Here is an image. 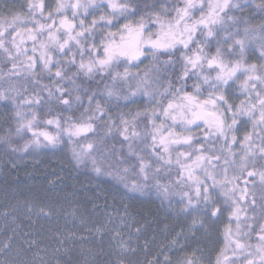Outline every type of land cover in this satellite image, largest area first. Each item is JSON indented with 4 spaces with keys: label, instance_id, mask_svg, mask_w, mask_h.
Here are the masks:
<instances>
[{
    "label": "snow or ice",
    "instance_id": "snow-or-ice-1",
    "mask_svg": "<svg viewBox=\"0 0 264 264\" xmlns=\"http://www.w3.org/2000/svg\"><path fill=\"white\" fill-rule=\"evenodd\" d=\"M0 4L4 5L0 8V65H10L6 75L34 84L45 76L52 80L51 86L46 84L32 95L26 94L27 88L20 90L11 86V80L5 81L10 86L0 90V102L14 113V134L27 131L33 139L23 148L14 146L11 134L0 141L16 152L31 146L55 148L66 136L74 146L75 165L96 177H107L128 200L154 192L162 203L171 204L172 195H179L180 214L196 213L193 233L203 229L211 234L228 213L214 260L205 261L199 250L187 253L181 233L173 245H180L185 255L173 262L162 249L146 264H162L160 256L165 257L163 264H264V225H258L257 232L256 221L249 223L246 215L248 184L258 180L264 186V0H55L54 4L27 0L19 8L7 0ZM248 8L261 21L254 27L248 18L235 15ZM227 21L235 32L218 40L213 52L211 41L225 30ZM257 41L258 62L249 63L247 53ZM145 61L151 67L134 73ZM181 64L183 70L175 82L163 76L168 66ZM193 77L196 80L189 90ZM85 81L94 82L96 89ZM237 81L241 82L233 92L240 93L235 97L238 104L228 95ZM45 91L49 111L55 100L65 106L59 111L70 113L63 121L46 120L55 133L34 130L38 117L33 108L41 106ZM85 95L87 106L82 102ZM121 100L124 104L117 107H143L108 115L113 101ZM77 106L83 108L79 117L73 112ZM201 211L204 215H199ZM27 212L31 215L34 207ZM124 214L129 216L127 207ZM38 215L49 216L50 211L40 208ZM80 220L86 227L87 218ZM96 232L101 240L105 232L111 235L117 264H129L124 257L137 252L130 243L131 232L125 239L122 229H107L104 224L97 225ZM75 237V233L58 236L54 253L35 240L26 241V248L0 264H78L73 259ZM11 241L9 237L8 242H0V253L8 256ZM61 249L68 259L62 258ZM83 264L94 261L85 258Z\"/></svg>",
    "mask_w": 264,
    "mask_h": 264
},
{
    "label": "rangeland",
    "instance_id": "rangeland-1",
    "mask_svg": "<svg viewBox=\"0 0 264 264\" xmlns=\"http://www.w3.org/2000/svg\"><path fill=\"white\" fill-rule=\"evenodd\" d=\"M147 2L152 3V0H147ZM7 3H14L15 7L19 8L21 5H26L27 0H7ZM46 3L54 4L55 0H46ZM3 7L4 5L0 4V8ZM141 7H143V3ZM235 15L237 17L248 18L249 24L253 27L261 22L258 19H254L256 14L251 8L236 12ZM90 19L91 17H89ZM230 24L231 21H227L224 26L225 30H221L220 35L211 41L213 52L218 40L227 36L229 31L235 32L234 28H229ZM241 27H243V24ZM231 42L229 41V43ZM223 47L227 51V45H223ZM258 56L259 43L257 41L253 42L249 48L247 53L248 62H258ZM149 67H151L149 61H145L144 64L140 65L139 69H133V72L142 73ZM8 68H10V65ZM8 68L0 65V75L3 76L0 79V90L10 86L8 83H5L7 80L12 81V87L19 88L20 90L27 88V95L34 94V90H38L46 84L52 85V80L48 76H45L39 84H34L31 81L25 83L23 77H8L6 75ZM182 70V64L175 68L168 66L163 76L171 78L175 82L177 75ZM154 71L155 69H153ZM195 80V77L189 80V90H191ZM240 82L237 81L231 89H228L230 100L237 104L240 101L235 97L239 96L240 93H234L233 90L239 86ZM63 83L71 87L69 81H64ZM85 84H90L92 90L96 89L94 82L85 81ZM100 88L102 89L103 85H100ZM42 95L44 99L41 102V106H34L33 108V111L37 112L38 117V124L34 130H49L55 133L56 128L47 125L46 120L60 118L63 121L70 113L68 111H59V109L65 106L57 104L55 100L51 101L53 108L49 111L47 104H45L47 100L46 91ZM205 95H207L206 92ZM82 102L87 106V95L83 96ZM117 103L122 106L124 101H113V104L110 105L112 110L108 115L117 116L121 112L127 113L130 109L143 107V104H130L128 107H117ZM93 106L95 105L93 104ZM82 111L83 108H78V106L73 108L76 117H79ZM0 115V137L11 134L14 146L20 148H23L29 140L33 139L32 134L27 131L19 136L14 134L16 128L14 113L11 107H3V102H0ZM28 115H31V112ZM247 127L249 130L251 129L250 124ZM243 135L244 130L241 128L239 136L242 138ZM41 140H43V137H41ZM112 143L109 140L108 147H111ZM73 147L72 144L67 143L66 136L64 137V142L58 144L55 148L51 146L40 148L31 146L28 151L16 152H13L11 148L0 141V151L5 155L6 159L17 165L21 170L33 168L30 165V159H48L47 156H54L56 154L57 157L66 161L71 171L76 174L74 177L78 178L69 182L66 180L62 183L52 181L48 185H40V183L37 186L35 185L31 191L12 198H10V195H5L8 193L5 190L0 192V242H8L9 237H12V250L8 256H14L18 249L27 247L26 241L32 240L37 241L41 247H47L50 253H54L55 249L59 247L56 239L58 236L63 237L75 233L73 259L78 264H83L85 258L89 261H94V264H117L119 257L116 254V249L111 246V235L105 232L104 239L101 240L99 238L101 234L96 232L97 225L104 224L107 226V229H122L125 239H128L129 232H131L132 239L130 243L137 249V252L135 256L129 253L128 256L124 257L129 264H146L148 260L154 259L162 249L166 250L167 254L175 262L179 257L186 254L179 251L180 245H173L174 238L181 233H183L180 237L181 244L185 246L187 253L190 254L193 250H199L203 253L205 261L209 258L215 259V252L222 246V233L228 220L227 212L221 217L220 222H218L211 234L206 233L203 229L193 233L191 231L193 227L192 220L196 213L187 216L180 214L179 210L182 208V205L179 203V195H172L171 204L168 201L162 203L161 199L154 192L140 196L135 200H128L126 196L121 195L117 191L116 185L107 177H96L95 174L89 172L87 169L76 166L72 160ZM115 147L117 150H120L119 144H116ZM212 147V143L209 142L208 148L211 149ZM216 148L219 149V146L217 145ZM239 148L240 145L237 144V153L239 152ZM123 150L127 151L126 144ZM221 175H223L222 171ZM229 175H231V171ZM163 182L168 183V180L165 179ZM240 184L243 187V181H240ZM253 201H255V204H253ZM247 204L246 215L248 222L251 223L252 220H255L256 225L254 227H256L258 232V225H264V186H261L258 180L255 185L252 183L248 184ZM29 206L34 207V212L31 215L27 212ZM125 207L128 208V217H125L124 214ZM40 208L50 211V215H38ZM199 215H204L203 211ZM82 216L87 218L86 227L81 223L80 217ZM109 216L111 220H109ZM242 219H244L243 215ZM137 228L140 229L139 232H137ZM232 228L233 230L236 229L235 220L232 222ZM81 238H84L83 243L81 242ZM252 239H256L255 234H253ZM80 253H84L85 255L82 256ZM0 255L3 254L0 253ZM60 255L63 259H68V257L63 256V249H61ZM159 259L163 264L165 257L160 256Z\"/></svg>",
    "mask_w": 264,
    "mask_h": 264
},
{
    "label": "trees",
    "instance_id": "trees-1",
    "mask_svg": "<svg viewBox=\"0 0 264 264\" xmlns=\"http://www.w3.org/2000/svg\"><path fill=\"white\" fill-rule=\"evenodd\" d=\"M1 120V115H0ZM51 157V158H50ZM48 159L29 160L32 169H23L17 167L14 163L6 159L0 151V192L6 191V196L15 197L32 190L36 185H48L52 181L65 182L66 180H76L77 177L71 171L69 165L64 159L56 156H47ZM12 256L0 255V260L7 261Z\"/></svg>",
    "mask_w": 264,
    "mask_h": 264
}]
</instances>
